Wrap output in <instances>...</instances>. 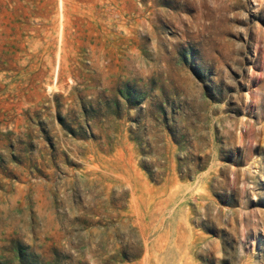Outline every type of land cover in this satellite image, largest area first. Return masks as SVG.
<instances>
[{
	"label": "rangeland",
	"instance_id": "1",
	"mask_svg": "<svg viewBox=\"0 0 264 264\" xmlns=\"http://www.w3.org/2000/svg\"><path fill=\"white\" fill-rule=\"evenodd\" d=\"M0 264H264V0H0Z\"/></svg>",
	"mask_w": 264,
	"mask_h": 264
}]
</instances>
